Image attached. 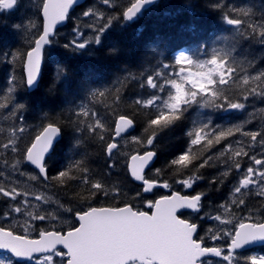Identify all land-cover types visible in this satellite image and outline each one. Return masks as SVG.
Returning <instances> with one entry per match:
<instances>
[{"label":"trees","instance_id":"trees-1","mask_svg":"<svg viewBox=\"0 0 264 264\" xmlns=\"http://www.w3.org/2000/svg\"><path fill=\"white\" fill-rule=\"evenodd\" d=\"M217 3L221 4V8L215 7ZM110 4L111 7L103 5L102 0H87L76 8L68 24L58 31L54 38L55 43L47 50L41 81L32 91L26 85L23 58L13 63L11 56L5 58L2 53H23L27 49L29 38L21 30L27 27V31L35 33L39 28L41 13L37 7L34 8L30 0H22L15 8L5 11L3 18H0V102L8 103L6 108L0 109V173H3L0 176V184L29 193L40 190L48 192L55 197L57 205H63L64 209L71 208L73 222L64 224L62 229L57 225L62 231L68 230V225L77 226L75 213L88 206L84 203V198L90 196V183L83 182L84 175L88 176L90 182H101L110 192L113 189L119 192L115 197L109 195L106 198L99 195L89 201L94 207L124 206L129 203L140 210H150L146 207L147 201H155L156 198L174 190L191 195L204 192L201 210L197 214H191L192 216L185 213L182 216L199 223L198 234L205 237L207 244H212L208 238V229L214 228H211L213 221L208 220L206 216L222 213L223 209L219 207L221 204H230L233 199H244L245 205L234 207L235 213L240 217L251 215L254 220H258L257 217L264 219V212L261 211L263 197L249 190H243L241 194L233 196L238 177L242 174L239 175L233 168L226 178L222 175L232 167V161L228 159V155L219 157V153L236 140L242 141L249 156H261L260 151H252L253 147H247L250 143L247 137L236 134L208 149L192 146V152L189 154L196 157L192 165L188 168L170 166L171 160L188 150L191 143L188 133L193 130L194 123L211 120L214 126H224L248 121L244 124L245 131H261L260 125H264V97L249 96L245 101L241 95L239 76L245 72L252 76L264 72V44L259 42L257 36L240 35L244 28L238 32L234 26L226 23L223 14L232 7L250 9L252 22L264 21V0H159L134 21H114L103 35L100 45L90 44L82 52H73L63 47L73 38L80 41V37H76L74 33L76 25H79L86 35L84 39L93 35L92 30L85 27L92 23L93 19L83 17V11L91 7L104 12L106 16H115L122 10L126 0H110ZM24 16L28 19L21 25ZM30 22L36 23L37 28H31ZM17 24L21 25V28H16ZM220 48L232 50L230 60L234 61L233 66L237 69V77L224 86L226 92L234 99L244 102L245 109L224 112L193 105L174 125L157 131L154 146H147L146 138L151 135V130L145 132V128L155 108L138 106L134 101L138 98L148 99L153 95L165 97L169 88L166 86L163 92L158 88L152 89L146 86V77L153 75L156 82L162 84L165 79L175 78L170 77V73L177 70L174 58L180 51H187L195 60H204L210 58L213 49ZM164 64L171 67L164 69ZM157 73H160L159 77H156ZM88 77H92L94 83L83 85ZM255 83L261 85L264 78ZM141 84L145 86L141 87ZM9 87L14 88L10 102ZM88 87L105 91V96L86 99ZM116 95L121 97L119 101L115 100ZM82 103L96 112L97 117L104 123L105 130L101 132L104 136L103 142L86 128V125L94 123V120L76 116L78 106ZM17 104L24 107L16 108ZM119 115H127L134 120L136 128L132 134L145 140L146 147L142 149L131 141L126 145L121 143L119 151L114 153L116 166L110 167L114 161L106 152V144L113 142L115 121ZM78 119L85 123L80 124L79 130H76ZM49 122H55L62 129V138L46 162L49 177L67 170L69 165L76 161L80 162L81 167L88 169L87 173L73 168L69 176L75 179L66 178L63 184L51 179L44 181L42 177L39 180L30 179L31 175L39 173L24 161V148L30 144L41 126H46ZM20 128L24 129L22 133L18 132ZM13 130H17L15 134ZM10 139L16 142L15 153L2 147ZM149 149H154L158 156L148 171L147 178L160 182L168 181L171 185L168 191L157 189L144 193L143 185L132 179L125 166L132 153ZM208 156L213 159L209 161V165L200 168L199 165ZM17 161L20 163L17 164ZM239 162L245 167L251 165L248 156L241 158ZM13 165H16V168H13ZM157 168L162 170V175H155ZM193 176H200L201 180L189 191H184L183 185L174 183ZM137 193H141L139 198H136ZM21 199L24 198L21 196L19 200ZM8 201L10 205L19 203L0 196V216L9 211L10 206H5ZM50 210L47 209L41 214H51ZM256 211L259 214H256ZM55 223L51 221L50 216L47 221H38L35 229H51Z\"/></svg>","mask_w":264,"mask_h":264},{"label":"snow or ice","instance_id":"snow-or-ice-1","mask_svg":"<svg viewBox=\"0 0 264 264\" xmlns=\"http://www.w3.org/2000/svg\"><path fill=\"white\" fill-rule=\"evenodd\" d=\"M79 0H39L36 5L39 13L42 14L38 30L32 34L31 39L27 41V49L21 53L19 51L5 52L2 55L7 58L11 56L14 63L17 59L23 58V69L26 73V85L35 86L38 82L42 69V60L44 50L47 46L55 43L58 26L69 19L70 10L77 5ZM18 3V0H0V10H11ZM103 5L110 6V0H102ZM153 0H126V4L117 15H105L102 11H96L89 7L82 12L83 17H91L92 23L85 27L92 30L93 35L84 39V33L80 26L76 25L74 33L80 37V41L73 38L65 43L63 47L73 52H82L90 44L100 45L102 37L111 27L114 21L123 20L125 22L134 21L146 6L152 5ZM216 8H221L217 3ZM250 9L232 7L224 12L223 19L228 25L234 26L239 32L244 28L240 35L257 36L259 42L264 44V21L252 22L250 20ZM232 14H235L234 16ZM31 28L36 29L37 24L30 22ZM21 28V25H15ZM231 49H213L210 58L204 60H195L186 53H179L175 56L176 71L170 73V77L165 79L162 84L156 82L153 75L146 77V86L152 89H159L163 92L167 86L170 90L167 97L162 99L159 95H153L148 99H136L134 103L138 106L153 107L154 113L147 121L145 132L151 130V135L146 138L147 146H154L158 130H163L174 125L179 121L193 105L204 108L219 109L224 112L232 110H243L246 107L244 102L234 99L227 94L224 86L229 85L237 77V69L233 66L234 61L230 60ZM164 69L171 67L169 64L163 65ZM195 69V70H194ZM243 71V70H241ZM160 73L156 74L159 77ZM264 78V72L258 75H249L246 72L239 76L241 81V95L246 101L249 96L264 97V83L256 85V81ZM15 77H13V81ZM94 83L92 77L86 78L83 85ZM82 85V86H83ZM141 84V87H144ZM259 89V90H258ZM119 89H117V92ZM14 88H8V101H11V93ZM105 91L96 87H88L86 99H97L104 97ZM2 99V98H0ZM121 97L116 95L115 100L119 101ZM8 106L7 102H0V109ZM17 104L16 108H23ZM79 111L76 116L85 117L94 120V123L86 125L87 130L93 135L98 136L100 141H104L101 134L105 130V125L97 113L92 111L86 104L78 106ZM15 115V112H13ZM83 120L78 119L79 125L84 124ZM243 123H231L229 125H213L211 120L194 123L193 130L188 133L191 137V143L188 150L179 155L178 158L171 160L170 166H181L188 168L192 165L195 156H190L192 146H201L205 149L212 148L221 144L222 141L240 134L247 137L250 143L247 147H255L258 143L264 149V132L245 131ZM134 126V120L127 115H119L115 121V137H123L130 128ZM17 130H13L15 134ZM23 128L18 129L22 133ZM62 129L55 122H49L41 126V129L35 134L29 145H26L23 157L24 161L34 166L39 175H31V180L44 181L49 179L63 184L73 168H78L82 173H87L88 169L83 168L79 161L70 164L67 170L59 171L56 176L49 177L46 164L47 155L53 150L57 137ZM259 138V139H258ZM131 142L140 145L145 149V140L133 136ZM241 145L242 141H235ZM3 149L17 151V145L14 139H10L4 144ZM114 150L119 151L116 142L106 144V152L113 163L110 167H115ZM126 155V154H124ZM157 153L152 150H143V154H135L130 157V162L126 163V168L135 181L142 182L143 192L149 193L155 187L160 186L165 189L171 187L168 181L160 184L157 180L146 179L144 172L154 161ZM228 155L232 161V167L223 172L226 178L229 172L234 168L241 170L239 160L248 156L251 165L243 171L238 181V186L234 188L233 196L241 194L243 190L251 187L258 189V195L264 197V153L261 158L255 155L249 156L245 147L233 148L228 144L220 153L219 157ZM218 157V158H219ZM213 159L208 156L207 159L199 165L200 168L209 165ZM20 161H17L19 164ZM221 163H226L221 161ZM16 168V165H13ZM23 175V173H21ZM3 173H0L2 176ZM155 175H162V170L155 169ZM201 179L200 176L188 177L187 179L177 180L174 183L183 185L186 189L193 187V181ZM85 184L90 183V196L84 198V203L88 206L86 209L75 213V221L78 226H68L67 231H62L66 222L60 220L57 216L51 214L34 215L29 211L27 216L33 222L47 221L49 217L56 221L49 229H40L36 232H30L29 226L23 227L22 231L12 226H0V264H205L204 257L211 254L220 257L226 264H264V254H254L241 257L238 250L245 249L257 243H264V219L254 220L251 215L241 217L238 220L223 219L221 215L213 217L225 227L220 228L214 234L212 229H208L209 239L213 241L225 240L223 246H205V237L199 236L198 225L190 222L188 219H181L178 214L181 210H191L199 212L201 200L205 195L200 192L194 195H181L173 192L171 195H165L155 201H147L146 207L149 211L140 210L139 207L129 203L124 206L94 207L89 201L97 198L99 195L108 197L109 195H119L118 190L111 192L105 189L101 182H90L87 175L83 176ZM222 182V181H221ZM30 193L26 190L18 191L16 187L6 188L0 184V196L15 201L17 197H23L22 204L25 207L29 204ZM141 193L136 194L139 198ZM36 200H42L43 197L37 195ZM245 205L244 199H233L231 203L219 205L225 213L229 212L230 207L239 208ZM60 207L63 208V205ZM71 213L72 209H64ZM12 212L21 213L22 207L12 208ZM60 225V229L57 228ZM228 226H231L230 228Z\"/></svg>","mask_w":264,"mask_h":264},{"label":"rangeland","instance_id":"rangeland-1","mask_svg":"<svg viewBox=\"0 0 264 264\" xmlns=\"http://www.w3.org/2000/svg\"><path fill=\"white\" fill-rule=\"evenodd\" d=\"M32 5H34V8L36 7V5L39 3L38 0H30ZM4 11L5 10H0V18L2 17L3 18V15H4ZM27 16H24V22H20L21 25L25 24L27 22ZM27 28V27H26ZM24 28L23 30H21L22 32H24L26 34V37H28L29 39H31V36H32V32H29L27 31V29ZM84 36H86L84 34ZM28 39V40H29ZM170 90V89H169ZM167 95H165V97H161L162 99L166 98ZM260 129H261V132H264V125L261 124L260 125ZM134 135L133 134H129V135H126L121 141L120 143L126 145L129 141H131V138L133 137ZM259 139V138H258ZM237 141V140H236ZM232 146L233 148H237V147H244L242 144L241 145H237L235 142L232 143ZM255 148V149H253ZM252 148V151H260L261 152V156H262V153H264V149H262L260 147V145L257 143L255 147ZM261 156L259 158H261ZM252 166V165H250ZM245 165L241 164V168H243L242 170H246L247 169V166L245 167ZM249 167V166H248ZM243 171H237L235 170V172H237L238 174L239 173H243ZM13 172H16V171H13ZM242 175H240V177H238V181L239 179L241 178ZM20 177H21V174H20ZM195 177V176H193ZM201 179L199 180H194L193 181V187L200 181ZM238 186V185H237ZM192 187V188H193ZM191 188V189H192ZM184 191H189L191 189H186L184 188ZM249 191L251 192H255L256 194L258 193V189H256L255 187H251L250 189H248ZM37 195H40L43 197L42 200H36L35 197ZM264 198V197H263ZM29 204L30 206L28 207H25L23 204H22V201L23 199L19 200V197L18 199H16L15 201H19L18 204H12L10 205V202L8 201L6 203V207H9V211L7 213H5L3 216H0V222L2 223V226H5V227H8V226H12L14 228H17L19 229V231H22L23 227L25 226H29V231L30 232H36V226H37V223L38 221H31L29 219V217L27 216V213L29 211L33 212L34 215H39L41 213H43L44 211H47V209H51L49 212L51 213L52 216H57L60 218L61 221L63 222H66L65 224H71L73 222V219L71 217V214L69 212H66L64 210V208L60 207V205H57V200L55 199V197L53 195H51L50 193L48 192H45V191H37L36 193H30L29 195ZM53 201H52V200ZM57 205V206H56ZM16 206H20L22 207V212L21 213H15V212H12V208L16 207ZM234 207H230L229 208V212L228 213H225L224 212V209L222 211V213L220 214H211L210 216H206L208 218V220L210 221H213V225H211V228H214L212 234H214L216 231H219L220 228L222 227H225L224 225H221L218 221H215L213 219L214 216L216 215H221L223 219H232L233 217H235L237 220L241 217H245L244 216H238L235 211H234ZM262 212H264V203H263V210H261ZM256 214H259L258 211H256ZM258 220H260V217H257ZM51 221H55L51 218ZM56 222V221H55ZM69 226V225H68ZM229 228L231 226H228ZM210 235V233H209ZM214 245L216 246H223L226 241L225 240H220V241H214ZM239 256L241 257H244V256H248V255H254V254H264V249H256V250H253L247 254H241V253H237ZM206 264H226V262H224L221 259H216L215 257L212 258V259H209L206 261Z\"/></svg>","mask_w":264,"mask_h":264},{"label":"water","instance_id":"water-1","mask_svg":"<svg viewBox=\"0 0 264 264\" xmlns=\"http://www.w3.org/2000/svg\"><path fill=\"white\" fill-rule=\"evenodd\" d=\"M84 1H85V0H79L78 4L75 5V6L70 10L69 16H70L71 12H72V11H73L78 5L82 4ZM157 1H158V0H153V4H155ZM153 4H152V5H153ZM152 5L146 6L145 9L151 7ZM145 9H144V10H145ZM68 20H69V19H68ZM68 20H66L63 24L59 25V26H58V29H59L60 27H62L63 25H65V24L68 22ZM58 29H57V30H58ZM49 46H50V45H49ZM47 47H48V46H47ZM47 47H46V48H47ZM46 48H45V50H46ZM45 50H44V55H45ZM43 65H44V56H43V60H42L41 74H40V76H39L38 82L36 83L35 86H32V87H29V86H28L30 90H33V89H35V88L38 86V84H39V82H40V79H41V76H42V72H43ZM25 76H26V73H25ZM134 129H135V123H134V126H133L132 128H130V129H129L126 133H124L123 135L132 132ZM61 137H62V131H61V134L57 137V139H56V143H55L54 147L56 146L57 142L60 140ZM117 139H120V137H115V136H114V142H116L115 140H117ZM117 144H118V143H117ZM118 146H119V145H118ZM53 150H54V148H53ZM53 150L47 155V157L53 152ZM114 151H115V150H114ZM152 151H154V150H152ZM155 152H156V151H155ZM135 154H137V153H135ZM135 154H133V155H135ZM139 154L142 155L143 153H139ZM47 157H46V160H47ZM156 159H157V155H156L154 161L151 163V165L145 169L144 175L146 174V171H147V170H148V169L154 164V162L156 161ZM129 162H130V159H129ZM33 167H34V166H33ZM34 168H35V167H34ZM133 179H134V178H133ZM134 180H135V179H134ZM136 182L142 184V182H140V181H136ZM157 187H160V186H157ZM157 187H155V188H157ZM181 195H182V194H181ZM181 211H183V210H181ZM181 211H180V212H181ZM180 212H179V213H180ZM149 213H150V212H149ZM179 213H178V214H179ZM150 214H151V213H150ZM180 218H181V217H180ZM181 219H183V218H181ZM261 244H264V243H257V244H255V245H261ZM255 245L249 246V247H247V248L253 247V246H255ZM247 248H245V249H247ZM241 250H244V249H241ZM207 256H213V255L208 254ZM207 256H206V257H207Z\"/></svg>","mask_w":264,"mask_h":264},{"label":"bare ground","instance_id":"bare-ground-1","mask_svg":"<svg viewBox=\"0 0 264 264\" xmlns=\"http://www.w3.org/2000/svg\"><path fill=\"white\" fill-rule=\"evenodd\" d=\"M231 144H232V143H231ZM149 150H150V149H149ZM137 152H138V151H137ZM134 153H135V152H134ZM132 154H133V153H132ZM252 155H253V154H252ZM250 162H251V161H250ZM193 169H194V168H193ZM238 172H239V171H238ZM236 173H237V172H236ZM239 175H240V173H239ZM239 177H240V176H239ZM236 181H237V180H236ZM236 181H235V182H236ZM233 183H234V182H233ZM237 183H238V182H237ZM230 184H231V182H230ZM233 185H234V184H233ZM206 189H207V188H206ZM207 190H208V189H207ZM207 196H208V195H207ZM210 196H211V195H210ZM210 196H209V197H210ZM100 207H101V206H100Z\"/></svg>","mask_w":264,"mask_h":264}]
</instances>
